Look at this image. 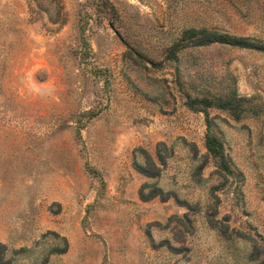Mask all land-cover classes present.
Here are the masks:
<instances>
[{
    "label": "rangeland",
    "instance_id": "obj_1",
    "mask_svg": "<svg viewBox=\"0 0 264 264\" xmlns=\"http://www.w3.org/2000/svg\"><path fill=\"white\" fill-rule=\"evenodd\" d=\"M190 27L264 42V0H0L4 260H264V52L167 60ZM232 90L249 99L238 120L185 103ZM206 118L231 175L206 151Z\"/></svg>",
    "mask_w": 264,
    "mask_h": 264
},
{
    "label": "trees",
    "instance_id": "obj_2",
    "mask_svg": "<svg viewBox=\"0 0 264 264\" xmlns=\"http://www.w3.org/2000/svg\"><path fill=\"white\" fill-rule=\"evenodd\" d=\"M224 44L239 48H246L256 51L264 52V42L260 41L257 38L249 36H241L230 34L223 31H218L216 29L209 28H186L182 31L179 41L168 49L166 53L167 60H174L177 57V51L183 47H197L205 46L210 44ZM154 64H160V62H153ZM249 99L243 96L237 95L235 90H232L231 94L225 98L218 99H209L205 97H189L186 100V105L190 109L203 111L206 114V108L216 104L218 107L230 110L234 119L238 120L243 113V103L247 102ZM207 131L205 133V148L207 153L216 158L219 162V168L228 175L232 174L226 159L223 155L222 142L215 135L209 132L210 123L206 118ZM142 170L146 171L144 167H141ZM154 175L155 172H147ZM5 246L0 243V264H10L9 260H4L2 255L5 253ZM264 264V260L260 262Z\"/></svg>",
    "mask_w": 264,
    "mask_h": 264
}]
</instances>
